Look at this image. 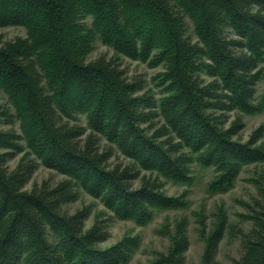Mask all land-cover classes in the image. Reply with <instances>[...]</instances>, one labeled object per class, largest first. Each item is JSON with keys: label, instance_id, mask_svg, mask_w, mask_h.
Segmentation results:
<instances>
[{"label": "trees", "instance_id": "1", "mask_svg": "<svg viewBox=\"0 0 264 264\" xmlns=\"http://www.w3.org/2000/svg\"><path fill=\"white\" fill-rule=\"evenodd\" d=\"M7 25L26 35L0 41V264H123L138 238L103 246L109 232L98 212L87 226L90 206L69 208L81 195L97 199L108 219L144 225L157 210L188 205V191L163 188L194 180V163L213 168L207 190L222 193L244 166L264 162V125L239 135L244 114L264 111V0H0ZM96 40L159 67L152 84L102 55L88 59ZM15 122L18 131L2 127ZM115 152L125 162L110 163ZM39 164L63 178L26 188ZM257 182L258 196L238 214L249 227L233 230L234 264H264ZM195 216L198 264H218L233 225L224 209L209 224L204 208ZM174 221L162 229L166 251L150 264H184L186 219Z\"/></svg>", "mask_w": 264, "mask_h": 264}, {"label": "rangeland", "instance_id": "2", "mask_svg": "<svg viewBox=\"0 0 264 264\" xmlns=\"http://www.w3.org/2000/svg\"><path fill=\"white\" fill-rule=\"evenodd\" d=\"M187 35L192 34V24L187 20ZM25 28L19 25H7L0 27V41L12 39L16 36H25ZM195 40V38H193ZM104 56L107 59H112L124 69L127 75L143 78L145 83L150 82L151 76L160 69L151 68L146 63L130 59L126 56L116 54L113 49L100 40L94 42V47L88 55V59H93L98 56ZM150 84H152L150 82ZM259 86L264 87V82L259 83ZM6 97L0 92V102H6ZM244 127L240 131L242 139L247 138L249 133L258 127L264 125V111L254 114H244ZM79 122L85 123V118L80 117ZM3 128H14L18 131V122L13 125L3 124ZM264 139V137H263ZM100 144L105 145L102 140ZM114 152V151H113ZM21 153L17 154L14 159L9 162V166L13 167ZM110 163L125 162L122 155L115 152L110 158ZM192 176L194 178L186 183H173L170 180L165 181L163 190L168 195H178L183 190L188 191L186 207L178 209H162L153 213L152 218L144 225H137L131 220H121L114 217L108 219V213L103 209V205L90 195L83 194L77 201L69 205L70 209H76L82 205H89L92 215L86 221L89 226L92 219L98 215L102 219L105 227L108 229L109 236L102 243L103 246L111 245L119 241L123 237H137L138 246L132 252L127 262L123 264H150L157 253H164L167 249L169 238L162 234V229L166 228L172 231L175 219H186L184 227L185 234L189 237V245L183 253L184 264H198L203 250V238L196 228L195 213L204 208L206 222L209 224L212 221L213 213L224 209L229 224L233 225L232 232H226L219 243L216 253L218 264H234V261L241 254L240 239L235 228L248 229V222H242L239 213H245L247 208L244 203H247L251 198L258 196L257 180L264 182V162L258 164H250L244 166L238 174L235 183L231 189L222 193H211L207 190V184L213 176V168L203 167L196 163L192 165ZM63 178V174L52 168H48L42 164L37 165L32 173L30 180L26 183V188H30L33 184L40 185L45 182L48 185H54L58 180Z\"/></svg>", "mask_w": 264, "mask_h": 264}]
</instances>
